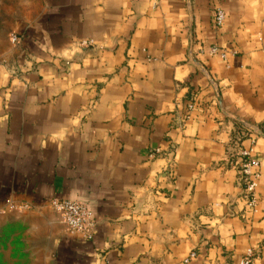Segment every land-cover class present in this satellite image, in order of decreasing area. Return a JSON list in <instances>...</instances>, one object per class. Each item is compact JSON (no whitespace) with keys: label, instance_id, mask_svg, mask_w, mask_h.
<instances>
[{"label":"crops","instance_id":"obj_1","mask_svg":"<svg viewBox=\"0 0 264 264\" xmlns=\"http://www.w3.org/2000/svg\"><path fill=\"white\" fill-rule=\"evenodd\" d=\"M37 1L0 42V216L45 264H264V0Z\"/></svg>","mask_w":264,"mask_h":264},{"label":"rangeland","instance_id":"obj_2","mask_svg":"<svg viewBox=\"0 0 264 264\" xmlns=\"http://www.w3.org/2000/svg\"><path fill=\"white\" fill-rule=\"evenodd\" d=\"M38 9L37 0H0V42L10 41L12 28L17 20L32 16ZM24 211L27 209H9L0 216V264H45L47 257L52 254L53 241L47 238V230L45 231L43 228L40 249L36 247L35 240L31 239L30 244L27 243L26 229H23L18 217ZM52 212L57 214L53 209ZM43 215L45 220H52L49 213L36 215V218L44 219ZM45 236L47 240H45ZM38 254L41 259L37 262ZM252 259L253 254L251 264Z\"/></svg>","mask_w":264,"mask_h":264},{"label":"built area","instance_id":"obj_3","mask_svg":"<svg viewBox=\"0 0 264 264\" xmlns=\"http://www.w3.org/2000/svg\"><path fill=\"white\" fill-rule=\"evenodd\" d=\"M225 21V13L222 9H217L214 15V23L216 27H221ZM12 43L18 42V37L11 35ZM217 49H211L212 53H217ZM225 58V54H221ZM241 168L240 174L243 182L246 184V193L248 195L249 207H255L257 198L255 191L257 182L260 177L259 172L256 171L258 161L251 156V150H242L241 153ZM10 209H17L15 205L9 206ZM51 208L60 216L62 222L71 233L82 234L85 238L90 239L93 229L96 225L93 214L89 206L84 202L67 201V200H53ZM191 257H194L192 254ZM252 252H249L244 258L243 264H251ZM189 260L185 262L188 263Z\"/></svg>","mask_w":264,"mask_h":264}]
</instances>
